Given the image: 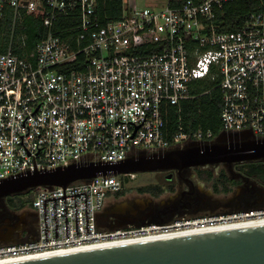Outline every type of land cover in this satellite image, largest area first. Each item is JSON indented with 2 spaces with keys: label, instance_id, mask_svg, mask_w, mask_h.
<instances>
[{
  "label": "built area",
  "instance_id": "2783aa9c",
  "mask_svg": "<svg viewBox=\"0 0 264 264\" xmlns=\"http://www.w3.org/2000/svg\"><path fill=\"white\" fill-rule=\"evenodd\" d=\"M234 1L120 0L110 17L107 0H0V181L212 141L209 129L168 126L202 80L212 84L203 94L218 89L221 132L264 138V0L228 30L224 8ZM26 16L45 29L31 48L17 33ZM128 181L110 174L36 188L35 235L0 245V261L264 218L256 209L100 229L107 198Z\"/></svg>",
  "mask_w": 264,
  "mask_h": 264
},
{
  "label": "water",
  "instance_id": "95a60500",
  "mask_svg": "<svg viewBox=\"0 0 264 264\" xmlns=\"http://www.w3.org/2000/svg\"><path fill=\"white\" fill-rule=\"evenodd\" d=\"M264 162V138L249 132H220L209 142H190L140 153L117 163H76L34 170L0 181V198L41 186H64L98 175L182 169L216 163ZM2 264H264V226L179 236L88 249Z\"/></svg>",
  "mask_w": 264,
  "mask_h": 264
},
{
  "label": "flooded vegetation",
  "instance_id": "af4514ba",
  "mask_svg": "<svg viewBox=\"0 0 264 264\" xmlns=\"http://www.w3.org/2000/svg\"><path fill=\"white\" fill-rule=\"evenodd\" d=\"M246 163H216L180 170L147 172L150 180L134 188L130 202L104 205L97 221L110 230L184 223L206 217H223L264 209V182L250 176ZM140 188L147 190L141 192ZM122 191V190H121ZM215 196L226 197L214 200ZM0 198V245L25 241L35 235L37 214L30 205Z\"/></svg>",
  "mask_w": 264,
  "mask_h": 264
},
{
  "label": "trees",
  "instance_id": "16d2710c",
  "mask_svg": "<svg viewBox=\"0 0 264 264\" xmlns=\"http://www.w3.org/2000/svg\"><path fill=\"white\" fill-rule=\"evenodd\" d=\"M254 4V0H235L230 5H226L224 8L226 15L223 19L231 23L228 30L234 29L236 23H238L250 9L254 8ZM119 6L120 0H107L104 11L109 14L110 17H113L118 14ZM17 33L25 35L26 45L28 48H31L44 36L45 29L36 18L26 16L22 24L17 28ZM194 85L196 86L194 91L195 96L181 103L180 113L176 114V108H171L168 126L174 130L177 128L178 124H181L183 129L188 132L197 129H209L217 136L221 132L219 118L221 100L218 89L212 88L209 93L203 94L205 89L212 87V84L207 80H202L197 81ZM245 167L250 176L264 182V162H248ZM139 190L144 192L147 189L140 188ZM125 191L126 188L117 192L114 196H122Z\"/></svg>",
  "mask_w": 264,
  "mask_h": 264
},
{
  "label": "bare ground",
  "instance_id": "6f19581e",
  "mask_svg": "<svg viewBox=\"0 0 264 264\" xmlns=\"http://www.w3.org/2000/svg\"><path fill=\"white\" fill-rule=\"evenodd\" d=\"M258 226H264V218H256V219L245 220L241 222H230V223L217 225V226H206V227H201V228L183 229L177 232L165 233V234H160V235H148V236H144V237L136 238V239L114 240V241L105 242L99 245H93L86 249L81 248L78 250H65V251H56V252H48V253L46 252V253H41V254H36V255L15 257V258L0 261V264L24 261V260H29V259H36L40 257L59 255V254L88 250V249H95V248L98 249V248L127 245V244L146 242V241H152V240H158V239H165V238H171V237L200 235V234H205V233L229 231V230H236V229H248V228H254Z\"/></svg>",
  "mask_w": 264,
  "mask_h": 264
},
{
  "label": "rangeland",
  "instance_id": "374dc122",
  "mask_svg": "<svg viewBox=\"0 0 264 264\" xmlns=\"http://www.w3.org/2000/svg\"><path fill=\"white\" fill-rule=\"evenodd\" d=\"M135 174H136L135 179H131V180H129V178L125 177L123 174H117L116 175L120 179H126V181L129 180L125 186L126 191L122 196L115 197L114 196L115 194H113L112 196L108 197L106 200L105 206L110 208L112 206H116V205L120 204L121 202L132 201V197L135 196V191L133 189L138 187V185L141 184L142 182H147L150 180V178H149L150 176L147 174V172H139V173H135ZM35 190H36V188L30 190L27 193L8 195L7 198H10V200L12 202L14 199H15V201H19L21 203L22 207L20 209H18V213H23L26 210V208L24 207L25 204L30 205V207H32L33 192ZM213 198H214V200H219V201H223L226 199V197H223V196H215ZM99 227L101 228L100 225H99ZM110 230H113V229H110ZM138 241H140V240H138Z\"/></svg>",
  "mask_w": 264,
  "mask_h": 264
}]
</instances>
